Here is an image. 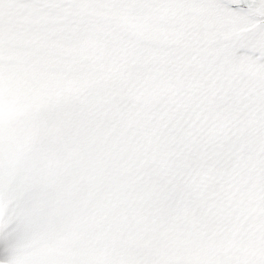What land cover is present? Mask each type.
<instances>
[{"label":"snow or ice","instance_id":"snow-or-ice-1","mask_svg":"<svg viewBox=\"0 0 264 264\" xmlns=\"http://www.w3.org/2000/svg\"><path fill=\"white\" fill-rule=\"evenodd\" d=\"M0 264H264V0H0Z\"/></svg>","mask_w":264,"mask_h":264}]
</instances>
